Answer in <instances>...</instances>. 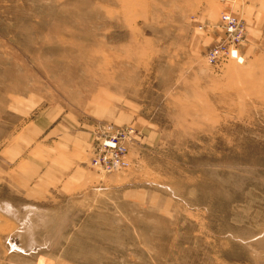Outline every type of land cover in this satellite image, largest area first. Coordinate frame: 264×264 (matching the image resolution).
<instances>
[{
	"label": "rangeland",
	"instance_id": "1",
	"mask_svg": "<svg viewBox=\"0 0 264 264\" xmlns=\"http://www.w3.org/2000/svg\"><path fill=\"white\" fill-rule=\"evenodd\" d=\"M0 264H264V0H0Z\"/></svg>",
	"mask_w": 264,
	"mask_h": 264
},
{
	"label": "built area",
	"instance_id": "2",
	"mask_svg": "<svg viewBox=\"0 0 264 264\" xmlns=\"http://www.w3.org/2000/svg\"><path fill=\"white\" fill-rule=\"evenodd\" d=\"M220 27L224 30V37L221 41L209 46L205 51V57L209 64L219 65L222 61L236 60L243 62L244 56L240 53L239 43L242 40L246 27L245 24L236 16L229 12H224L220 16ZM200 29H204L201 25ZM113 127L95 146L94 163L97 167L106 171L118 170L128 166V148L126 136L128 131L119 127ZM126 136V137H125Z\"/></svg>",
	"mask_w": 264,
	"mask_h": 264
}]
</instances>
